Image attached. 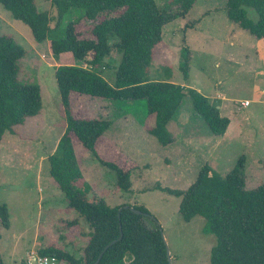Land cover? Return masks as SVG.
<instances>
[{"label":"rangeland","instance_id":"rangeland-1","mask_svg":"<svg viewBox=\"0 0 264 264\" xmlns=\"http://www.w3.org/2000/svg\"><path fill=\"white\" fill-rule=\"evenodd\" d=\"M53 1L37 0V7L49 12L50 25L55 28L59 18ZM173 1L157 0V4L166 8ZM247 12L257 21L252 9ZM70 22L76 23L82 38L93 37L97 21L72 11L62 20V27ZM0 34L9 35L24 49L18 79L23 84L39 85L42 96L40 114L13 127L15 134L7 133L1 143L0 204L7 206L10 216V227L0 225L2 264L26 263L32 251L52 246L81 258L90 227L68 208L48 162V157L57 153L66 130L56 69L73 63V58L69 54L55 57L50 40L35 42L29 27L15 20L1 3ZM184 48L190 50L187 75L182 69ZM153 54L150 79L170 81L184 87L185 92L193 89L205 96L230 120L225 135L215 136L210 131L188 94L168 126L178 144L161 146L143 125L145 120L154 122L144 100L119 102L72 93L74 117L113 122L95 146L99 158L74 141L82 183L90 187V198L99 195L111 206L146 208L163 230L172 264H209L216 237L203 232L204 218L184 221L179 212L181 199L157 187L186 189L206 163L226 175L242 156L246 157V188L264 183V38L256 39L229 21L226 0H199L186 17L164 27L163 40ZM120 60L117 53L106 60L112 67L105 69L103 76L111 84ZM80 64L91 68L87 62ZM246 102L249 104L244 105ZM100 160L130 171L129 192H120L115 172ZM77 219L79 222L73 224ZM58 263L68 264L63 259Z\"/></svg>","mask_w":264,"mask_h":264},{"label":"trees","instance_id":"trees-1","mask_svg":"<svg viewBox=\"0 0 264 264\" xmlns=\"http://www.w3.org/2000/svg\"><path fill=\"white\" fill-rule=\"evenodd\" d=\"M197 1L174 0L168 7L160 8L157 0H54L59 21L52 28L49 12L40 11L37 0H0L15 20L29 27L35 42L50 40L55 57L69 54L73 58V63L56 69L66 130L57 153L49 156L48 162L50 175L65 195L68 208L75 210L78 219L89 225L90 239L81 258L55 246L38 252L41 256L67 260L68 264H95L105 247L122 232L123 238L107 249L99 264H169L161 226L154 219L131 210L149 214L146 208L111 206L99 195L90 198V187L82 183L83 173L74 141L99 158L95 146L113 122L74 117L70 96L76 93L119 102L144 100L154 121L143 122L146 131L161 146H169L175 140L168 126L188 94L210 131L215 136H224L230 120L205 96L193 89L185 92L182 86L155 81L149 76L153 53L163 40L164 27L186 17ZM247 9L257 14V21L248 17ZM72 11H81L89 21H97L92 38H82L75 22L62 27V20ZM226 11L229 21L256 39L264 38V0H226ZM101 17L104 18L98 22ZM184 49L186 62L182 69L187 75L190 50ZM113 53L119 54L121 60L114 68L115 82L111 84L103 71L112 67L106 60ZM24 55V49L12 37L0 34V148L7 133L15 134L13 127L39 115L42 109L40 86L23 84L18 79V62ZM86 62L91 68L80 64ZM100 161L115 172L120 192H129L130 171L115 163ZM245 163L246 157L242 156L226 175L212 170L206 163L186 189L157 187L181 199L179 212L184 221L190 222L197 216L204 218L203 232L216 237L209 264H264V183L253 189L246 188ZM9 219L7 206L0 204V225L10 227Z\"/></svg>","mask_w":264,"mask_h":264},{"label":"built area","instance_id":"built-area-1","mask_svg":"<svg viewBox=\"0 0 264 264\" xmlns=\"http://www.w3.org/2000/svg\"><path fill=\"white\" fill-rule=\"evenodd\" d=\"M249 102L244 103L248 105ZM59 260L53 256H41L38 253L32 251L29 255V259L26 260V264H60Z\"/></svg>","mask_w":264,"mask_h":264},{"label":"water","instance_id":"water-1","mask_svg":"<svg viewBox=\"0 0 264 264\" xmlns=\"http://www.w3.org/2000/svg\"><path fill=\"white\" fill-rule=\"evenodd\" d=\"M121 210H122V208L120 209V211H121ZM131 210L134 211L136 214H139V215H141V214H142V215H146V216H148V217L154 219V218H153L152 216H150L149 214H144L143 212H141V211H139V210H135V209H133V208H132ZM154 220H155V219H154ZM122 238H123V233L121 232V235H120V237H119L117 240L111 242L110 244H108V245L105 247V249H104L103 252L100 254V256L98 257V260L96 261L95 264H99L100 260L102 259L103 255H104V253L107 251V249H109V248H110L112 245H114L115 243L119 242ZM162 238H163V242H164V244H165V246H166V252H167V257H168L169 264H172L171 253H170V250H169V248H168V246H167V242H166V240H165V237H164V234H163V230H162ZM0 264H2L1 258H0Z\"/></svg>","mask_w":264,"mask_h":264},{"label":"crops","instance_id":"crops-1","mask_svg":"<svg viewBox=\"0 0 264 264\" xmlns=\"http://www.w3.org/2000/svg\"><path fill=\"white\" fill-rule=\"evenodd\" d=\"M169 126H170V124H169ZM169 129V128H168ZM171 132V134H172V130L170 131ZM175 137V136H174ZM174 140H175V142L173 143V145L171 144V145H169V146H174L175 144H178V142L176 141V137L174 138Z\"/></svg>","mask_w":264,"mask_h":264}]
</instances>
